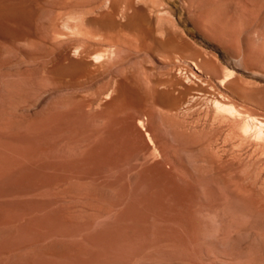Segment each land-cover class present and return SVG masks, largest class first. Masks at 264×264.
Returning <instances> with one entry per match:
<instances>
[{
	"label": "rangeland",
	"instance_id": "rangeland-1",
	"mask_svg": "<svg viewBox=\"0 0 264 264\" xmlns=\"http://www.w3.org/2000/svg\"><path fill=\"white\" fill-rule=\"evenodd\" d=\"M0 10L12 13L0 16V132L66 97L136 131L131 152L0 179V264H264V0H0Z\"/></svg>",
	"mask_w": 264,
	"mask_h": 264
},
{
	"label": "bare ground",
	"instance_id": "bare-ground-1",
	"mask_svg": "<svg viewBox=\"0 0 264 264\" xmlns=\"http://www.w3.org/2000/svg\"><path fill=\"white\" fill-rule=\"evenodd\" d=\"M84 1V0H83ZM80 2V1H79ZM11 3V2H10ZM82 4V3H81ZM87 6V5H86ZM89 6V5H88ZM64 7V6H63ZM18 9V8H17ZM2 11V10H0ZM88 11V10H87ZM11 12V11H10ZM0 14V16H10L11 14ZM60 14V13H59ZM43 43V42H42ZM3 58V57H2ZM117 61V60H116ZM6 60L0 59V117L6 113V107L8 105V98L4 89V76L7 74L5 69ZM12 66V65H11ZM81 66V65H80ZM88 66V65H87ZM196 66V70L199 69ZM37 68V67H36ZM12 69V68H11ZM32 71V70H30ZM19 72V71H18ZM48 74V73H47ZM37 75V73H36ZM35 77V80L37 76ZM31 76V75H30ZM44 76V75H43ZM46 77V76H45ZM30 78V77H29ZM50 78V77H49ZM52 78V76H51ZM87 78V76H86ZM10 80V79H9ZM33 78L27 80L32 81ZM42 80V79H41ZM26 81V80H25ZM26 81V84H27ZM44 81V80H43ZM40 84V80L38 81ZM222 84L225 82L221 81ZM23 83V82H22ZM32 83V82H29ZM10 84V83H8ZM34 84V83H32ZM38 84V83H36ZM44 84V83H43ZM228 84V83H227ZM7 85V84H6ZM42 85V84H41ZM31 86V85H30ZM29 86V87H30ZM39 86V85H38ZM27 87V86H26ZM33 88V87H32ZM29 99V98H28ZM81 100V99H80ZM76 100L74 97H66L61 99V105L48 106L46 108H40V111H34L36 113L29 114L22 112L21 118L16 121L6 132H0V179L6 178V176L24 172L29 168L44 167L54 165L60 160H92L94 158L109 157L112 154L121 155L125 152H131L135 144L134 139L136 131L127 117L123 118L110 116L112 118L102 119L100 122L97 113L87 112L84 110L82 100ZM94 100V99H93ZM226 100V99H225ZM58 101V100H57ZM56 101V102H57ZM32 102V101H31ZM92 102V101H91ZM12 105V101L10 102ZM90 103V102H89ZM39 104V103H38ZM37 104V105H38ZM92 104V103H91ZM116 104V103H115ZM140 104V103H139ZM155 104V103H154ZM217 104V103H216ZM9 105V108H10ZM30 109V108H29ZM34 109V108H33ZM32 109V110H33ZM25 110V109H24ZM10 111V110H9ZM240 112V111H239ZM31 113V112H30ZM121 113V112H120ZM125 113V112H123ZM113 114V113H112ZM119 114V112H117ZM131 114V113H130ZM240 114V113H239ZM102 115V114H101ZM128 115V114H127ZM141 115V114H140ZM105 116V114L103 115ZM243 116V115H242ZM142 117V115H141ZM140 117V118H141ZM150 117V116H149ZM245 117V116H244ZM101 118V117H100ZM106 118V117H105ZM134 118V117H133ZM143 118V117H142ZM99 120V122H98ZM104 120V121H103ZM140 120V119H139ZM143 120V119H142ZM145 123V122H144ZM262 123V122H261ZM137 124V123H136ZM264 124V123H263ZM262 124V125H263ZM138 127L145 131L143 122H138ZM149 125V126H148ZM147 136H151V139H156V133L148 124ZM219 125V124H218ZM145 126V125H144ZM141 134V133H140ZM234 136V135H233ZM232 136V137H233ZM241 136V135H240ZM231 137V138H232ZM238 137V136H237ZM235 137V138H237ZM242 137V136H241ZM143 139H145L143 137ZM142 139V140H143ZM173 139L179 142L184 150L191 152V147L196 145L192 138H185L181 135H174ZM233 139V138H232ZM244 139V138H243ZM155 142V141H154ZM137 143V142H136ZM147 143V142H146ZM163 143V142H162ZM148 144V143H147ZM160 144V143H159ZM145 146V145H144ZM160 146V145H159ZM198 146V144H197ZM150 148V147H149ZM147 148V149H149ZM195 148V147H194ZM264 149V148H263ZM262 149V150H263ZM199 150V149H198ZM201 151V153H200ZM225 151V150H224ZM195 152V151H194ZM193 152V153H194ZM142 152H140L141 154ZM202 149L199 152H195L194 158L196 161L200 160V154L202 155ZM191 156L193 154L189 153ZM142 155V154H141ZM225 155V154H224ZM113 156V155H112ZM165 157V156H164ZM196 157V158H195ZM203 157V155H202ZM145 158V157H144ZM125 159V158H124ZM134 159V158H133ZM233 159V158H232ZM202 160V158H201ZM213 159L208 158V161L212 164ZM149 161V159H148ZM66 162V161H65ZM79 162V161H78ZM107 162V161H106ZM121 162V161H120ZM154 162V161H153ZM60 163V162H59ZM68 163V162H67ZM83 163V162H80ZM113 163V162H112ZM130 163V162H129ZM46 164V165H44ZM61 164V163H60ZM99 164V163H98ZM142 164V163H141ZM63 165V164H62ZM165 165V164H164ZM59 166V165H58ZM73 166V165H72ZM78 166V165H77ZM134 166V165H133ZM136 166V165H135ZM138 166V165H137ZM159 166V164H158ZM57 167V166H56ZM64 167V166H63ZM74 167V166H73ZM34 168V169H35ZM69 168V167H68ZM76 168V167H75ZM107 168V167H106ZM117 168V167H116ZM96 169V168H94ZM136 169V167H135ZM181 169V168H180ZM262 169V168H261ZM63 170V169H62ZM113 170V169H112ZM43 171V170H42ZM176 171V170H175ZM28 172V171H27ZM46 172V171H44ZM48 172V171H47ZM68 172V171H67ZM131 172V170H130ZM137 172V171H136ZM170 172V170H169ZM184 172V171H183ZM41 173V172H40ZM54 173V172H53ZM43 175V173H42ZM45 175V174H44ZM51 175V174H50ZM148 175V174H147ZM146 175V176H147ZM15 176V175H13ZM24 176V174H23ZM37 176V175H36ZM46 176V175H45ZM155 176V175H154ZM139 177V176H138ZM151 177V176H150ZM24 178V177H23ZM55 178V177H54ZM147 178V177H146ZM177 180L179 176L176 177ZM8 179V178H6ZM48 179V178H47ZM145 180V179H144ZM12 181V180H10ZM148 181V180H147ZM159 181V180H158ZM208 182V181H207ZM151 183V182H150ZM153 183V182H152ZM261 183H263L261 181ZM165 184V183H164ZM14 185V184H13ZM162 185V184H161ZM166 185V184H165ZM2 186V185H1ZM164 186V185H163ZM175 186V185H174ZM153 187V186H152ZM166 188V187H165ZM207 189V187H206ZM105 190V189H104ZM102 190V191H104ZM160 190V189H159ZM163 190V189H162ZM209 190V189H208ZM207 190V191H208ZM101 191V192H102ZM164 191V190H163ZM210 192V191H208ZM154 193V190L153 192ZM156 193V192H155ZM159 193V192H158ZM103 194V193H102ZM101 194V195H102ZM211 194V193H210ZM209 194V196H210ZM37 195V193H36ZM157 195V194H156ZM161 195V194H160ZM203 195V194H202ZM201 195V196H202ZM206 195V194H205ZM204 198H207L205 197ZM212 195V194H211ZM164 196V195H163ZM121 197V196H120ZM196 197V196H195ZM191 198V197H190ZM200 198V197H199ZM202 198V197H201ZM209 199V198H208ZM211 199V198H210ZM199 200V199H198ZM207 200V199H206ZM215 201V200H214ZM201 202V200L199 201ZM197 202V203H199ZM209 202V201H208ZM264 202V200H263ZM262 202V203H263ZM193 203V202H192ZM220 203V202H219ZM177 204V203H176ZM195 204V203H194ZM217 204V203H216ZM259 204V203H258ZM6 205V204H5ZM196 205V204H195ZM248 205V204H247ZM262 205V204H261ZM232 206V205H231ZM260 206V205H259ZM218 207V206H217ZM256 207V206H255ZM250 208V207H249ZM254 208V207H253ZM252 208V209H253ZM198 209V208H197ZM196 209V210H197ZM251 209V210H252ZM255 209V208H254ZM211 210V209H210ZM209 210V211H210ZM235 210V209H234ZM250 210V209H249ZM261 210V209H260ZM212 211V210H211ZM259 211V210H258ZM216 213V212H215ZM226 213V212H225ZM254 213V211H253ZM258 213V212H257ZM213 214V213H212ZM223 214V213H222ZM261 214V212H260ZM206 215V213H205ZM207 215H209L207 213ZM217 215V214H215ZM219 215V214H218ZM252 215V214H251ZM258 215V214H257ZM181 216V215H180ZM212 217V216H211ZM228 217V216H227ZM218 219V218H217ZM220 219V218H219ZM223 219V218H222ZM222 219H220L222 221ZM263 219V218H262ZM216 220V219H214ZM210 221V220H209ZM230 221V219H228ZM227 221V222H228ZM260 221V220H259ZM215 222V221H214ZM219 222V221H218ZM235 221L231 223L234 224ZM263 222V221H262ZM182 223V222H181ZM187 223V222H185ZM184 223V224H185ZM3 224V223H2ZM8 224V223H7ZM215 224H217L215 222ZM214 224V225H215ZM219 224V223H218ZM217 224V225H218ZM225 223H223L224 225ZM6 225V223L4 224ZM220 225V224H219ZM256 225V224H255ZM205 226V225H204ZM221 226V225H220ZM13 227V226H12ZM216 227V226H215ZM219 226L216 227V229ZM222 227V226H221ZM3 228V227H2ZM5 228V227H4ZM190 228V227H189ZM197 228V227H196ZM199 228V227H198ZM214 228V227H213ZM212 228V229H213ZM17 229V228H16ZM211 229V230H212ZM219 229V228H218ZM241 229V228H240ZM239 229V230H240ZM244 229V228H243ZM6 230V228H5ZM116 230V229H115ZM184 230V229H183ZM1 231V230H0ZM214 231V230H213ZM212 231V232H213ZM218 231V230H217ZM216 231V232H217ZM220 231V230H219ZM218 231V232H219ZM235 231V230H234ZM5 232V231H4ZM9 232V231H8ZM7 232V233H8ZM153 232V231H152ZM162 232V231H160ZM166 232V231H165ZM211 232V233H212ZM169 233V232H168ZM181 232H179L180 235ZM234 233V232H233ZM232 233V234H233ZM237 233V232H236ZM251 233V232H250ZM113 234V233H112ZM172 234V233H171ZM208 234V233H207ZM214 234V233H212ZM211 234V235H212ZM220 234V233H219ZM106 235V234H105ZM251 235V234H250ZM249 235V237H250ZM5 236V234H4ZM168 236V235H167ZM155 237V236H154ZM171 237V236H170ZM177 237V236H176ZM191 237V236H190ZM228 237V236H227ZM226 237V239H227ZM234 237V236H233ZM111 238V237H110ZM175 238V237H174ZM216 238V237H215ZM213 238V239H215ZM101 239V238H100ZM117 239V238H116ZM115 239V240H116ZM163 239V236H162ZM166 239V238H165ZM194 239V238H193ZM221 239V237H220ZM97 240V238H96ZM112 240V239H110ZM118 240V239H117ZM116 240V241H117ZM120 240V239H119ZM161 240V239H160ZM169 240V239H168ZM229 240V239H228ZM100 241V240H99ZM249 241V240H248ZM91 242V240H90ZM111 242V241H110ZM113 242V241H112ZM111 242V243H112ZM121 242V241H120ZM163 242V241H162ZM171 242V241H170ZM195 242V241H193ZM55 243V242H54ZM122 243V242H121ZM52 244V243H51ZM92 244V243H91ZM104 244V242H103ZM106 244V243H105ZM119 244V243H118ZM184 244V243H183ZM220 244V243H219ZM57 246V245H56ZM60 246V245H59ZM168 246V245H167ZM173 246V244H172ZM227 246V244H226ZM229 246V244H228ZM48 247V246H47ZM50 247V246H49ZM67 247V246H66ZM107 247V246H106ZM56 249V248H55ZM58 249V248H57ZM244 249V248H243ZM60 251V250H59ZM106 251V250H105ZM68 252V251H67ZM110 253V252H109Z\"/></svg>",
	"mask_w": 264,
	"mask_h": 264
},
{
	"label": "clouds",
	"instance_id": "clouds-1",
	"mask_svg": "<svg viewBox=\"0 0 264 264\" xmlns=\"http://www.w3.org/2000/svg\"><path fill=\"white\" fill-rule=\"evenodd\" d=\"M73 22V17L72 16H69L67 18V23L63 24L62 27L65 28V30L68 29V23H72Z\"/></svg>",
	"mask_w": 264,
	"mask_h": 264
}]
</instances>
